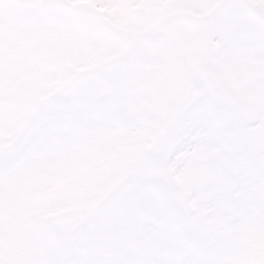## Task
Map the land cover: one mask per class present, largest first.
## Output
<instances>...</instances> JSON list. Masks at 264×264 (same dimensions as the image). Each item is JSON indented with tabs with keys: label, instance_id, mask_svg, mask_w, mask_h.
<instances>
[{
	"label": "clouds",
	"instance_id": "1",
	"mask_svg": "<svg viewBox=\"0 0 264 264\" xmlns=\"http://www.w3.org/2000/svg\"><path fill=\"white\" fill-rule=\"evenodd\" d=\"M129 2L0 0V264H228L264 222V9Z\"/></svg>",
	"mask_w": 264,
	"mask_h": 264
},
{
	"label": "bare ground",
	"instance_id": "2",
	"mask_svg": "<svg viewBox=\"0 0 264 264\" xmlns=\"http://www.w3.org/2000/svg\"><path fill=\"white\" fill-rule=\"evenodd\" d=\"M165 1L163 0V2ZM130 5L132 8L141 6L136 0H130ZM247 236L249 237L247 238ZM231 243L235 259L228 264H254L259 261L264 264V222H257L244 229L239 235L232 238ZM258 251L263 255L262 259L259 257Z\"/></svg>",
	"mask_w": 264,
	"mask_h": 264
},
{
	"label": "rangeland",
	"instance_id": "3",
	"mask_svg": "<svg viewBox=\"0 0 264 264\" xmlns=\"http://www.w3.org/2000/svg\"><path fill=\"white\" fill-rule=\"evenodd\" d=\"M11 2L12 3H14V4H17V5H24V3H27L28 2V0H23V2H18L17 0H15V2H14V0H11ZM190 2H192V0H190V1H182L181 2V4H185V3H190ZM128 6V5H127ZM23 14V9L22 8H20V9H18V10H16V11H14L13 13H12V15H11V17H10V19H12V20H16L20 15H22ZM0 19H2V18H0ZM249 236H247V238H248ZM258 254L260 255V257H261V259L263 258V255L260 253V251H258ZM254 264H262L261 262H255Z\"/></svg>",
	"mask_w": 264,
	"mask_h": 264
},
{
	"label": "snow or ice",
	"instance_id": "4",
	"mask_svg": "<svg viewBox=\"0 0 264 264\" xmlns=\"http://www.w3.org/2000/svg\"><path fill=\"white\" fill-rule=\"evenodd\" d=\"M14 2H15V0H14Z\"/></svg>",
	"mask_w": 264,
	"mask_h": 264
}]
</instances>
